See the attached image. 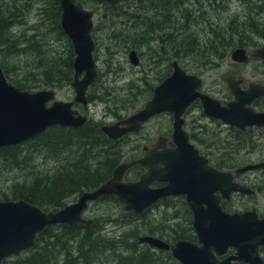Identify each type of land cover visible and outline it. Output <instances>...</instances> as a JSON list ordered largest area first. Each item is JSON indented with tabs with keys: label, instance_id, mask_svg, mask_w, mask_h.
Segmentation results:
<instances>
[{
	"label": "water",
	"instance_id": "obj_1",
	"mask_svg": "<svg viewBox=\"0 0 264 264\" xmlns=\"http://www.w3.org/2000/svg\"><path fill=\"white\" fill-rule=\"evenodd\" d=\"M97 1L115 4L122 0ZM60 6L62 28L76 52L75 101L87 105L89 87L98 77L94 58L96 43L92 36L95 12L77 0H60ZM250 57L264 60V46L254 49L250 55L244 48L232 52V59L238 62H245ZM130 59L135 65L140 62L135 50L130 52ZM173 67L172 74L155 87L152 98L143 108L102 127L104 133L115 140L139 132L156 115L172 113V135L159 136L155 144L145 149L142 157L121 162L108 180L84 191L77 201L62 208L47 211L25 199H0V264L31 250L39 234L51 225L77 227L90 223L84 213L92 202L104 196H115L123 210L140 214L171 195H185L194 215L197 241L179 239L170 244L148 235L141 237V242L171 250L182 264H234V260L264 264L259 254V247L264 245V218L258 219L254 211L228 213L221 205V197L216 195L221 192L223 197H228L235 191L248 194H254V191L234 181V173L210 165L209 159L190 142L184 128V114L197 98L202 100L206 114L226 123L244 127L250 118L251 122L263 123L264 113H256L253 102L264 97V85L251 83L243 89L240 80L228 76L226 81L235 99L222 105L218 99L199 90L203 83L201 77L188 74L177 61ZM73 105L72 101L56 99L55 90L32 92L17 87L8 80L0 65V147L21 144L51 127H82L88 123V117ZM169 139L175 142L173 148H167L165 144ZM137 165L144 168V173L138 180H126L128 171ZM263 166L249 165L237 172ZM154 183L166 185L154 187ZM204 198L208 204L203 203ZM230 248H237V254L226 256Z\"/></svg>",
	"mask_w": 264,
	"mask_h": 264
},
{
	"label": "rangeland",
	"instance_id": "obj_2",
	"mask_svg": "<svg viewBox=\"0 0 264 264\" xmlns=\"http://www.w3.org/2000/svg\"><path fill=\"white\" fill-rule=\"evenodd\" d=\"M87 9L94 10L95 26L93 29V37L97 43L95 51V59L98 66L99 77L96 84L90 89L89 95L94 99L91 101L87 108L83 106L79 109L84 114H88L91 119L96 123L110 124L116 120L124 119L127 116L137 112L143 105L151 98L153 88L160 84L159 82L168 75L170 66L176 58L172 52L167 54L163 52L166 44L157 41H150L145 44H138L133 42L134 37H130L132 30L133 18L127 22L133 14H142L144 10H138L140 2L138 0H127L118 4V9H109L105 5L98 3L96 0H79ZM186 4L183 8L188 9L190 15L188 16L187 25L192 29L193 33L188 35L196 36L202 44V50H213V47L220 48L222 56L216 57L212 62L218 63L216 69L221 71L218 74L217 70H210L211 74L208 75L207 82H215L220 84L223 81V74L234 73L244 76H262L264 75V63L258 59H250V62H236L232 59V52L238 48L247 49L248 53L257 47L264 45V0H184ZM203 1L205 8L201 10L200 3ZM213 3V5H211ZM53 0H0V11L6 16H11L13 26L10 28L11 41L17 40L19 51L16 53L8 52L2 59L5 63L16 66L17 70L12 72V76L17 77L22 75L32 67L33 56L28 55L24 50L27 47V40L30 38L41 39L43 34L46 36L50 47L58 52L63 53L69 47L67 40L61 38L58 34H54L52 27L46 25L47 12L52 13ZM119 12H129L128 15H119ZM185 12V11H184ZM182 13V17L183 14ZM110 14V15H109ZM109 15V16H107ZM180 15V14H179ZM186 22V20H185ZM189 23V24H188ZM167 29L169 50L172 51L174 42H171L173 36L170 38L171 33L175 31L173 25ZM211 28V29H209ZM173 34V33H172ZM160 35L154 32L152 37ZM33 39V40H34ZM128 39V41H126ZM148 39V38H147ZM171 39V40H170ZM206 43V44H205ZM9 46L5 48L6 51H12L14 48ZM208 46V49H203ZM17 49V48H16ZM137 50L140 57L142 56L143 63L138 66L133 65L130 61V52ZM1 53V50H0ZM178 60L185 69H194L195 64L192 59L178 58ZM205 60V59H203ZM141 62V61H140ZM153 66V68H152ZM22 78L21 76H18ZM42 89H50L39 87L29 89L30 91H38ZM58 99L65 101H74L76 91L72 84L63 86L56 89ZM172 116L170 114H162L151 120L144 129L124 139L121 143L122 157L121 159H129L135 156H141L144 153V147L150 146L160 134L169 135L172 133ZM205 122V119H203ZM203 153H212L214 156L222 154L223 151H229L233 154L235 150L224 149L225 147H200L197 141H194ZM234 149V148H233ZM254 152H253V151ZM251 155V158H256L259 155H264V149L257 148H241L236 151L238 153L245 152ZM39 153H35V157H39ZM36 159V158H35ZM43 167L42 169L54 166L52 160H39L37 161ZM30 167L27 169L15 168L8 165L6 162L0 160V191H10L15 181L23 182L30 179ZM138 168L131 171L128 179H135ZM107 174L105 172L103 175ZM248 175L255 177L263 175L259 172H252ZM264 176V175H263ZM264 191L258 193L253 199H248L252 202H258L260 198L264 200ZM79 197L74 195L69 197L68 203L75 202ZM1 199L2 196H0ZM11 198V197H10ZM66 200V202H67ZM261 202V201H259ZM180 206L185 207L179 203ZM182 210H167L163 207H156L145 213V216L138 219L134 223H124V211L120 204L114 200L98 201L91 205L90 209L86 212L85 216L91 219L97 217L105 218L103 224V233L106 237L111 239L120 240L131 235L135 232L137 239H129L126 242H116V247L120 251L129 252L126 246L138 245L139 250L148 247L147 244L143 245L139 241L142 235H152L151 228H156L158 232L154 235L164 238L169 242H174L172 236L189 235L195 231L190 228L188 222V211L182 213L179 217H174V212ZM114 219V220H112ZM139 236V237H138ZM195 240V238L193 239ZM120 251L117 253L120 254ZM109 251L108 253H110ZM168 252H163L161 256L167 259ZM106 264H125L127 262L126 255L123 253L120 256L111 255ZM120 258L123 260L120 261ZM141 261V260H140ZM158 264V263H156ZM166 264H180L168 262Z\"/></svg>",
	"mask_w": 264,
	"mask_h": 264
},
{
	"label": "trees",
	"instance_id": "obj_3",
	"mask_svg": "<svg viewBox=\"0 0 264 264\" xmlns=\"http://www.w3.org/2000/svg\"><path fill=\"white\" fill-rule=\"evenodd\" d=\"M140 3L143 8L138 7L136 12L144 10L143 13L133 14L125 20L128 24V21L133 18L130 22L134 30L130 37H134V43L145 44L149 40L156 39L157 42L166 44L163 52L167 54L172 52L176 59L181 57L192 60H213L222 56L220 48L213 47L210 51L208 46H205L203 49L208 50H202L200 47L202 44L196 40V36L186 34L185 29L191 25L189 23L187 25L190 13L188 9L183 8L186 4L184 0H143ZM106 7L115 10L118 9V4L106 5ZM52 13L47 12L46 25L52 27L51 32L67 40L69 47L60 54L50 47L46 39L48 34L44 33L41 39L32 38L30 40L29 38L26 41L27 47L22 50L33 56L32 67L24 71L22 75H18L22 77L19 78L12 76V72L17 70L16 66L7 64L2 59L3 52L6 57L8 52L16 53L15 50L19 51L21 48L17 45V40L10 42V28L14 24L11 16H6L3 10L0 11V65L8 79L21 89L29 90L39 87L60 89L73 82L76 53L71 39L64 33L61 26L60 0H53ZM118 13L121 16L130 14L127 11H118ZM180 24H183V30H180ZM172 25L175 31L170 36V38L173 36L170 40L174 42L172 51H170V45L167 44L169 39L167 29L171 30ZM155 31L160 34L157 38L155 35L152 37ZM12 43L15 44L12 51H6L5 48L12 46ZM93 99L94 97L89 95V101ZM101 125L102 123L91 122L77 129L57 126L22 144L0 147V160L15 168H31L30 179L23 182L15 181L12 189L8 193L0 191V196L3 199H25L43 209L52 210L65 206L69 197L80 195L85 190L97 187L111 176L114 168L122 160L121 143L124 141V138L120 140L108 138L103 133ZM219 149L221 151V148ZM224 149H232L235 150L234 152L240 150V148L230 147ZM35 153H39L38 158L35 157ZM39 160H52L54 166L42 169L43 167L37 162ZM237 162L239 161L232 158L218 161L221 168L229 169L235 168L238 165ZM105 172L107 174L103 175ZM103 200H114L120 204L115 197H106L101 201ZM182 204L186 210L182 213L188 211V222L192 229L190 209L185 202ZM178 212H174V217L182 214ZM123 216L125 217L124 223L130 224L144 217L145 213L135 215L124 212ZM105 220L103 217H97L92 223L81 227L62 224L49 226L39 236L33 249L20 257L6 259L3 264H106L110 259L109 256H120L123 253L127 260L125 264L178 262L170 254L167 255V259L159 253L156 255V251L150 247L139 250L136 244L126 246L127 251L130 250L127 253L118 250L116 242H126L130 238L135 240L137 235L132 232L130 236L127 235L123 239L121 237L120 240H109L103 233ZM150 232L154 235L158 230L154 227ZM175 232L177 235L172 236L173 241L194 236L193 233L180 235L178 231ZM109 251L111 252L108 253ZM117 251H120V254ZM122 260L120 258V261Z\"/></svg>",
	"mask_w": 264,
	"mask_h": 264
},
{
	"label": "flooded vegetation",
	"instance_id": "obj_4",
	"mask_svg": "<svg viewBox=\"0 0 264 264\" xmlns=\"http://www.w3.org/2000/svg\"><path fill=\"white\" fill-rule=\"evenodd\" d=\"M127 1V0H123ZM142 2L143 0H138ZM199 2V0H197ZM215 0H211L213 2ZM141 4V3H140ZM143 8L141 5L139 6ZM186 19H184L185 21ZM183 24H180V30ZM186 34L193 33L192 29H185ZM184 34V36H187ZM190 36V35H188ZM197 38V37H196ZM196 40L199 41L197 38ZM201 42V41H200ZM139 55V53H138ZM140 57V55H139ZM142 56L140 57V64L143 63ZM213 60H196L194 61L195 68L194 69H185L184 70L188 74H194L202 77L203 83L200 87V91L211 96H214L216 99L220 101L222 105H227L229 102L233 101L235 98L230 91V87L226 81V77L234 76L235 79L241 81V87L243 89H247L251 83H258L264 85V75L262 76H244L238 75L234 73H227L223 74V81L224 84L221 82L220 84H214L215 82H207L209 78L208 75L211 74L210 70H217L218 74H221L219 69H216L219 64L218 63H209ZM261 61V60H260ZM250 62V61H248ZM261 63H264L262 60ZM153 68V66H152ZM173 65L170 66V70L168 75L173 72ZM167 75V76H168ZM253 108L256 113H264V97H259L253 102ZM185 128L187 129L191 141H197L200 147H216V148H223V147H230V148H257V149H264V122L259 124L257 122H251V118L248 119L249 123L245 124L244 127H238L233 124H229L224 122L221 118H216L214 116H209L205 113V109L202 103V100L197 98L188 108L186 115H185ZM205 119V122H203ZM81 128V127H80ZM168 148H173L175 143L173 140H168L165 142ZM197 146V144L195 143ZM198 147V146H197ZM254 152V151H253ZM222 154L218 156H214L212 153H205L213 164L218 169H223L219 166L218 161H222L224 159H234L238 160V165L235 168L230 170L229 168H225V170H229L234 172V180L246 187L248 189L253 190L256 194H248L247 192L235 191L232 195L221 198V205L226 212L229 213H244L248 211H255L257 213L258 219L264 218V200L262 198L259 199L261 202H252L248 199H253L257 196L258 193L264 191V168H258L254 170H249L245 172H237L238 169H243L246 166L251 164H263L264 162V155H259L255 159L251 158V155L247 154L246 151L243 153H235L234 155L228 153V151L221 152ZM264 167V166H263ZM137 174H135V179H138L139 176L144 172V168L141 166L137 167ZM252 172H259L263 175H258L255 177H251L248 175ZM131 173V172H130ZM166 185V183H155V187H161ZM217 195L222 196L221 193H217ZM264 197V196H263ZM184 195L182 196H170L167 198H163L159 200L154 206L156 207H163L167 210H178L181 209L179 203L185 202L188 205ZM206 207V205H205ZM237 254V248L229 249L227 256ZM259 254L261 258L264 260V245L259 247ZM171 257L174 256L171 254ZM225 256L221 257L220 259L224 258ZM234 264H250L245 262H237L235 261Z\"/></svg>",
	"mask_w": 264,
	"mask_h": 264
},
{
	"label": "bare ground",
	"instance_id": "obj_5",
	"mask_svg": "<svg viewBox=\"0 0 264 264\" xmlns=\"http://www.w3.org/2000/svg\"><path fill=\"white\" fill-rule=\"evenodd\" d=\"M47 90H49V89H47ZM174 102H175V101H174ZM155 143H156V142H155ZM155 143H154V144H155ZM167 148H168V147H167ZM205 197H206V196H205ZM204 199H205V200L203 201V203H204V204H208V203H207V199H206V198H204ZM69 226H70V225H69ZM44 232H45V231H44ZM44 232H42L41 234H43ZM41 234H39V236H40ZM172 255H173V254H172ZM173 256H174V255H173ZM174 258H175V256H174Z\"/></svg>",
	"mask_w": 264,
	"mask_h": 264
}]
</instances>
